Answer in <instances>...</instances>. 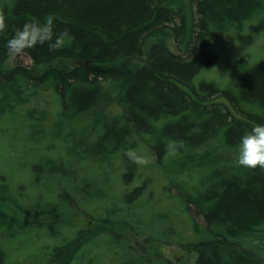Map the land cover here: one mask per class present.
<instances>
[{"label": "trees", "instance_id": "16d2710c", "mask_svg": "<svg viewBox=\"0 0 264 264\" xmlns=\"http://www.w3.org/2000/svg\"><path fill=\"white\" fill-rule=\"evenodd\" d=\"M0 12L6 23L0 33L2 63L10 58L7 39L26 22L42 25L51 16L54 35L68 32L60 49L50 51L44 44L26 50L36 67H46L43 71L25 66L0 71V118L13 116L9 128L0 125V179L6 178L1 198L16 203L12 184L15 189L27 185L34 190L25 188L22 198L36 197L31 209L39 216H79L101 207L104 215L94 220L125 223L151 239L153 226L165 244L182 248L194 264H264V171L237 167L238 156L231 153L246 132L264 125V58L255 66L245 59L230 63L233 81L227 84L197 79L219 61L213 40L229 31L243 34L246 23L254 21L252 30L264 32V0H191L190 29L183 0L172 5L166 0H0ZM156 37L186 44L184 53L157 41L143 62L124 61ZM40 99L42 106L34 103ZM93 112L90 123L70 124ZM65 122L67 129L61 127ZM216 140L199 156L188 157ZM138 141L149 142L158 167L189 158L187 168L165 175L164 197L153 189L161 169H138L123 156ZM174 141L184 146L165 159V148ZM113 160L117 169H106ZM6 169L16 174L8 176ZM162 202L166 209L174 204L180 215L188 213L187 225L184 218L175 223L165 210H156ZM188 228L201 239L189 236ZM47 230L61 236L60 243L37 250L45 260L35 264H175L162 255L141 254L110 230L98 229L74 246L83 230L25 224L2 211L0 239L8 235L14 248L7 253L0 244V264H33L32 255L20 259L22 252L36 251L35 240Z\"/></svg>", "mask_w": 264, "mask_h": 264}, {"label": "rangeland", "instance_id": "374dc122", "mask_svg": "<svg viewBox=\"0 0 264 264\" xmlns=\"http://www.w3.org/2000/svg\"><path fill=\"white\" fill-rule=\"evenodd\" d=\"M175 1L177 0H166V4L168 5H172L175 3ZM189 10V14H190V25H189V29L192 25V17H191V0H183ZM257 25V22H253L252 23H246V27H245V32L243 34L241 33H236L235 31L232 32H226L223 33L220 37L216 38L215 40L212 41V47L213 49H215L218 54H219V61L218 63L210 68V69H206L204 72H202V74L197 78H210V79H215L218 82H221L223 84H227L228 82H232L233 81V77L230 73L229 70V64L230 63H237L241 60H246L247 61V65L248 66H255L256 64H258L261 59L264 58V32L262 33H255L252 30V26ZM190 33L187 36V40H189L190 38ZM157 41H164L165 43H167V45L170 47V49L172 51H174L175 53L178 54H183L186 48V44L184 43H178L174 38L171 37H156L151 39L150 41H148V43L146 44V46L143 48L142 52L134 55L132 57L126 58L124 59V61H128L131 62L133 64H139L141 62H143L146 59V55L148 52L149 47ZM17 66H25L27 68H30L32 70H36V71H43L46 67L45 66H38L36 67L33 60L27 55L24 54L22 56H18V57H10L8 58L6 61H4L3 63L0 62V71L1 70H10L13 69ZM113 92L117 91V88H113L112 89ZM48 98L46 97V100ZM42 102L43 99L37 100L34 103L41 105L42 106ZM49 106H47L48 108ZM51 108L49 107L48 110H50ZM102 109V108H101ZM96 114V113H89L87 115H83L81 117H78L72 121H70L71 125L74 126H80V125H85L90 123V121L92 120V116ZM12 115L10 113H6L5 115H3L0 118V125L6 128H9V126L11 125L12 122ZM50 117V116H49ZM47 122L52 123V119L50 117ZM52 121V122H51ZM69 122H65L64 124H61V127H63L64 129L68 128ZM10 132H11V128H10ZM91 139H93V137H91ZM3 141V142H2ZM7 139L2 137L1 138V143L3 145V148H7V143H6ZM216 141L207 144L206 146L200 148L197 150V152L188 155V157H193V155H197L199 156L200 154H202L203 152H205L208 148H210ZM1 145V144H0ZM138 152H145V150H147V155L150 159V163L148 165L145 166H138V169H145V171H147V169H161V174H162V179L153 187V189L155 190V193L157 194V196L160 197H164L165 193L164 190L162 188V183L166 181V177L165 175H167L168 173L174 172V173H178L180 171H182L183 169L187 168L186 166H184V163H188L189 162V158H184L179 162H176L170 166H166V167H158L154 164V158L151 154L150 148H149V142L147 141H138L135 148ZM231 153H233L234 155L238 156V149L233 150ZM7 156V154H5ZM5 156V158H6ZM4 158V159H5ZM116 167H118V165H116L115 161L113 160V163L111 165H109L108 168L106 169H117ZM7 171H5V173L9 176V175H15L16 169H6ZM28 170H32V169H28ZM31 177V176H30ZM29 177V178H30ZM12 178V177H11ZM3 180L0 179V185L2 183H6V178H3ZM27 181V180H26ZM18 183V182H17ZM18 186V184H16ZM20 187V186H19ZM16 188V186L14 184H12L11 186V190L13 191V195L16 198V203L14 200L12 199H8V198H1L0 197V211L4 212L5 214L16 218L18 221H21L22 223L25 224H35V223H42V224H59V226H65V227H73V228H77L78 230H83V239H79L73 242L74 246L81 245L83 240L86 237L91 236L96 230L98 229H103V230H110L113 232H116L117 234L121 235V237L125 240H127L128 243H130L131 245H134V247L137 248V250L141 253V254H148L151 256L154 255H162L170 260H172L175 264H194L193 260H191L188 255L186 254V252L180 248L177 245H167L165 244L162 240V237H160V235L155 232V228L152 226V230L149 231V233H152L154 236V238H150V236H146L144 233V236H140L137 233L133 232V229L130 228L129 225L125 224V223H110V222H100L97 220H94L96 217L100 216L101 214L104 215V208L101 209V207H98L97 210H95L93 213H89V214H83L81 212V214H79V216H77L76 213H68L65 216L62 217H57L54 218L49 214H44V215H37L35 214V210H32L31 208L33 207V203L31 204L32 201H35L36 197L34 196H28V202H26V199H23V195L24 193H26L25 188L29 191L32 192L34 190V188H30L29 186L25 185V188L20 189V188ZM17 192V195L15 193V190ZM39 200V199H38ZM37 200V201H38ZM171 203V202H170ZM168 203V204H170ZM173 203V202H172ZM34 205H36V202H34ZM174 204H171V206H169V209H166V206L164 207V203H159L156 207V210H165V213L167 215V217H169L170 220L178 221L180 222L183 219V224L186 226V219H188V213L185 214L183 213L182 215L181 212H179L178 209H176L175 206H173ZM27 209L28 211H24V209ZM165 208V209H164ZM41 208L38 207V210H40ZM181 211V210H180ZM76 214V215H75ZM94 220V221H93ZM197 222L200 225H204L203 224V220L199 217H197ZM71 227V228H72ZM188 227V226H187ZM140 229V228H139ZM188 235L191 236L193 239H201V237L195 233H192V231L190 230V228H188ZM82 232V231H81ZM140 232L141 229H140ZM54 233V232H53ZM52 233L51 230H47L43 233H41L39 235V238L35 240V244L34 246L36 247V251H34L33 253L30 250H25L22 252V257L20 259H23L26 254L28 255H32V257H30V261L31 263L34 262L33 264L39 262L42 263L45 259V254L43 252H38L39 250H41L42 247L47 246L50 244H56L58 243L61 239L60 237L55 238L54 234ZM149 235V234H148ZM4 239H0V244L2 246H4V248L6 249L7 253H11L13 252V248L14 246L11 245V243H9V239H11V237H9L8 235H4ZM38 250V251H37ZM24 253V254H23ZM32 253V254H31ZM42 260V261H41ZM106 259L104 258L103 261H105ZM41 261V262H40Z\"/></svg>", "mask_w": 264, "mask_h": 264}, {"label": "clouds", "instance_id": "9594fccd", "mask_svg": "<svg viewBox=\"0 0 264 264\" xmlns=\"http://www.w3.org/2000/svg\"><path fill=\"white\" fill-rule=\"evenodd\" d=\"M54 21L51 16L45 22L37 24L26 22L16 29L14 35L7 39L6 49L10 57H18L26 54V50L32 49L37 45L47 44L50 51L60 49L66 38L67 30L54 35ZM6 23L3 12H0V33H4ZM182 141H174L165 148V159L175 156L181 148ZM123 156L128 162L136 166L148 165L151 161L147 155V150L141 153L134 148H129L123 152ZM237 167L250 170L259 168L264 171V125H256L251 131L246 132L241 138L238 146V157L235 161Z\"/></svg>", "mask_w": 264, "mask_h": 264}, {"label": "bare ground", "instance_id": "6f19581e", "mask_svg": "<svg viewBox=\"0 0 264 264\" xmlns=\"http://www.w3.org/2000/svg\"><path fill=\"white\" fill-rule=\"evenodd\" d=\"M213 52H215L214 50H213ZM219 59V58H218ZM66 226V225H65ZM72 227V226H71ZM69 228V227H68ZM73 228V227H72ZM72 230V229H71ZM76 230H77V228H76ZM70 231V230H69ZM105 237V236H104ZM73 238V237H72ZM63 240V239H62ZM69 240V239H68ZM181 242V241H180ZM179 242V243H180ZM60 243V242H59ZM177 243V242H176ZM56 245V244H55ZM63 245V244H62ZM58 247H59V245H57ZM73 263V262H72Z\"/></svg>", "mask_w": 264, "mask_h": 264}, {"label": "water", "instance_id": "95a60500", "mask_svg": "<svg viewBox=\"0 0 264 264\" xmlns=\"http://www.w3.org/2000/svg\"><path fill=\"white\" fill-rule=\"evenodd\" d=\"M86 66L89 67V62H86Z\"/></svg>", "mask_w": 264, "mask_h": 264}]
</instances>
